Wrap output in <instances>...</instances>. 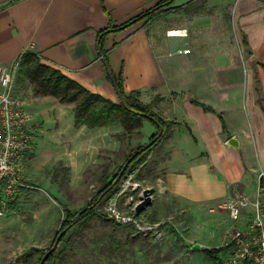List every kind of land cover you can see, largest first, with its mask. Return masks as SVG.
I'll return each mask as SVG.
<instances>
[{"label": "crops", "instance_id": "1", "mask_svg": "<svg viewBox=\"0 0 264 264\" xmlns=\"http://www.w3.org/2000/svg\"><path fill=\"white\" fill-rule=\"evenodd\" d=\"M158 1L0 0V65L34 53L117 102L98 34ZM171 6L179 10L106 34L102 49L124 92L137 91L143 104L159 99L153 111L172 122L153 148V195L167 202L220 199L222 209L236 192L251 196L264 173V0H173ZM15 93L35 118L62 113L50 100L26 103Z\"/></svg>", "mask_w": 264, "mask_h": 264}, {"label": "rangeland", "instance_id": "2", "mask_svg": "<svg viewBox=\"0 0 264 264\" xmlns=\"http://www.w3.org/2000/svg\"><path fill=\"white\" fill-rule=\"evenodd\" d=\"M13 84L26 103L45 98L63 109L45 118L31 114L37 124L34 147L24 166L28 187L0 217V264H38L63 230L66 212L74 215L87 206L99 193L103 179L116 176L129 154L149 143L157 131L146 121L129 135L120 125L95 129L76 126L70 119L74 105L36 95V85L20 77L19 66ZM153 153L154 149L118 182L130 174V183L139 184L136 191L127 188L119 199L120 208L128 201H140L142 191L150 190L151 204L139 215L156 228L147 234L137 233L106 215L105 204L117 192V185L98 206L96 215L64 235L49 264H215L202 250L224 245L245 219L234 223L227 215L226 201L224 210L219 208L220 199L167 202L153 195ZM209 208L213 212H208ZM218 258L222 260L223 255L219 253Z\"/></svg>", "mask_w": 264, "mask_h": 264}, {"label": "built area", "instance_id": "3", "mask_svg": "<svg viewBox=\"0 0 264 264\" xmlns=\"http://www.w3.org/2000/svg\"><path fill=\"white\" fill-rule=\"evenodd\" d=\"M20 59L11 67L0 65V217L10 210V204L28 187L23 177L25 160L34 147V119L23 108V100L14 89V79ZM127 174L115 189V194L105 204L106 215L115 223L147 234L156 225L146 222L135 212L139 202L119 207V199L128 187L136 191L139 184L130 183ZM132 196H130V199ZM228 217L238 223L229 241L223 246L221 264H264V173L257 175L255 191L251 196L236 192L225 203Z\"/></svg>", "mask_w": 264, "mask_h": 264}, {"label": "trees", "instance_id": "4", "mask_svg": "<svg viewBox=\"0 0 264 264\" xmlns=\"http://www.w3.org/2000/svg\"><path fill=\"white\" fill-rule=\"evenodd\" d=\"M172 2L173 0H159L153 7L140 13L139 15L130 19L121 26H109L98 34V46L101 50L100 55L103 59L107 78L112 84L118 96L117 102H113L111 100L101 97L98 94L89 92L73 80L69 79L67 76L63 75L57 69L43 64L38 58V56L34 53H25L20 58V77L36 85V95L52 96L54 98H57L60 103H72L74 105V124L76 126H85L88 129H93L101 127L107 128L120 125L124 134L127 135L138 131L142 127L144 121L149 122L151 125H153L157 131L158 127L155 122H157L163 128L162 134L158 136V138H156L147 149L137 154L131 160L126 170L124 171L122 177L129 169L134 168L138 162L142 161L143 157L150 153V151L157 145V143L162 138L165 131L169 128L172 122L161 119L153 111V105L156 104L159 99H157L156 101H152L149 104H143L137 98V91H131L129 93L124 92L121 74H114L108 66L106 52L102 49V39L106 34L115 32L120 28L128 26L140 19H145L149 22L161 15L169 13L170 11L179 10V8L171 6ZM194 103L198 104L197 102ZM204 110L210 111V109L207 107H204ZM156 135L157 132L151 135L149 141H151ZM143 146L144 144L137 147L132 153L129 154L128 158L131 157L133 153L138 151ZM114 177L109 181L107 180V178L103 179V185L99 193L92 198L91 202L87 206L79 210L81 211V214L78 220H74V217L79 211L74 215H71L69 212H66V219L64 220L63 226L61 228L64 230L67 226H69L66 229L65 234L76 224L86 223L91 217L96 215V210L98 206L102 203L104 199H106L111 194L112 190L119 183L118 182L102 198H99L100 194L104 190H106L107 187L112 183ZM64 235L61 237L60 242L63 240ZM223 249V246H221L219 248L203 249L202 252L215 264H221L218 255L222 252ZM55 251H53L48 256V258L43 264H49L54 260ZM41 258H39L38 263L40 262Z\"/></svg>", "mask_w": 264, "mask_h": 264}, {"label": "water", "instance_id": "5", "mask_svg": "<svg viewBox=\"0 0 264 264\" xmlns=\"http://www.w3.org/2000/svg\"><path fill=\"white\" fill-rule=\"evenodd\" d=\"M155 124L157 125L158 127V132H157V135L151 140L149 141V143H147L146 145H144L141 149H139L137 152H135L131 157H129L125 162L124 164L121 166V169L119 170V172L117 173V175L115 176V178L113 179L112 183L107 187L106 190H104L99 198H102L107 192H109L117 183L118 181L120 180L122 174L124 173V171L126 170L127 166L129 165V163L131 162V160L137 155L139 154L140 152L144 151L146 148H148L156 138H158V136H160L163 132V128L157 123L155 122ZM235 143L234 140H230L229 141V144L230 145H233ZM151 204V195H150V190L149 189H144L142 191V197L140 199V201L136 204L135 206V212L136 214H139L141 213L146 207H148L149 205ZM81 214V211H79L75 217H74V220H78L79 216ZM68 227H66L67 229ZM66 229L64 230H61L57 236L55 237L52 245L50 246V248L44 253L43 257L41 258L40 262L38 264H43L46 259L48 258V256L56 250L60 240H61V237L65 234V231Z\"/></svg>", "mask_w": 264, "mask_h": 264}]
</instances>
